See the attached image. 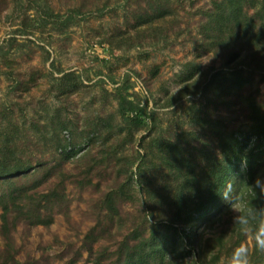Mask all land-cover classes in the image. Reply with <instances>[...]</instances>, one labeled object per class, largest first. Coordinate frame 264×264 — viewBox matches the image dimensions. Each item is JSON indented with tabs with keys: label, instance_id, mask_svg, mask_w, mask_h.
Segmentation results:
<instances>
[{
	"label": "rangeland",
	"instance_id": "1",
	"mask_svg": "<svg viewBox=\"0 0 264 264\" xmlns=\"http://www.w3.org/2000/svg\"><path fill=\"white\" fill-rule=\"evenodd\" d=\"M215 1L0 0V157L30 166L0 179V264H113L121 243L144 244L153 233L175 249L166 264L210 262L219 234L224 247L212 264H253L254 239L244 234L236 247L234 210L212 227L198 221L191 244L178 243L189 227L168 224L181 179L155 147L171 141L202 166L216 144L204 115L245 128L248 107L230 83L207 85L215 72L241 71V96L264 108V64L206 49L200 23ZM127 101L141 122L121 114ZM48 192L58 201L38 208L39 222Z\"/></svg>",
	"mask_w": 264,
	"mask_h": 264
},
{
	"label": "trees",
	"instance_id": "2",
	"mask_svg": "<svg viewBox=\"0 0 264 264\" xmlns=\"http://www.w3.org/2000/svg\"><path fill=\"white\" fill-rule=\"evenodd\" d=\"M163 13V12H162ZM163 14H158L161 16ZM150 18L142 22L149 21ZM144 24V23H141ZM200 33L203 36V42L208 50H225L227 51L228 61L241 57V61L248 58L254 63L255 68L261 69L264 64V0H217L213 6L204 11V18L200 23ZM241 52L244 54L242 55ZM262 60V64H261ZM219 75L221 77H217ZM215 77V78H214ZM221 78V79H220ZM228 93H234L238 97L237 102L241 107L247 106L250 120L245 123V128L231 127L230 122L221 115L217 117H202V126L213 135L216 144L213 150L204 152V165L194 164L185 156L181 155L178 146L171 141L156 142V148L161 154V160L169 166H173L175 175L181 179L176 192L171 196L172 218L168 226L176 224V229L189 227L187 233L180 232L179 244L187 247L191 244L195 234L193 225L198 221H204V226H214L219 222L224 214H230L232 209L226 199L233 200V207L239 208L242 212L249 211L248 195L245 192V182L252 184L259 177L264 180V108H255L253 106L255 99H248L241 96L246 78L242 76L241 71L215 72L213 77L208 80L209 87L227 85ZM217 88V87H216ZM230 97V94H229ZM226 99V98H225ZM253 102V103H251ZM128 106L121 105V114L133 111L132 120L141 122V111L131 105L130 101L126 102ZM252 113V114H251ZM63 129L66 128L62 125ZM254 136V144H250V138ZM59 138H56V148L61 147ZM61 148H65L62 146ZM202 151V150H201ZM243 163V166H240ZM195 165V169H194ZM30 166H24L22 163L7 162L0 157V179H8L18 173H24ZM197 168L198 171L196 170ZM195 171V172H194ZM263 177V179H262ZM223 196L226 198H224ZM54 195V196H53ZM55 199L50 201V197ZM41 200H38V208H48L49 204L58 201V195L55 192L40 194ZM41 201H45L41 203ZM264 203V197H258L253 201L254 205ZM39 222H44L40 217ZM234 211L231 216L235 217ZM3 236L7 238V216L3 213ZM228 221V220H227ZM240 232V239L236 242V247L249 234L252 238V232L245 229L241 224L236 223L232 227V232ZM159 234L153 233L148 242L134 244L128 247L126 243H121L117 250V259L113 264H166L169 255L175 253V249H166L160 244ZM222 234L216 238L215 244L217 249L210 258L212 264L220 257V249L224 247L222 243ZM167 239H163L165 244ZM143 245L148 246L145 248ZM188 250V255H193L194 260L200 259L198 251ZM205 249H209L205 247ZM219 249V250H218ZM202 250V249H201ZM210 252V251H209ZM208 252V253H209ZM230 258L237 259L239 252L227 250ZM173 255V254H172ZM251 257L254 258L253 264H264V252L259 251L256 242H253V252ZM256 258V259H255ZM203 264V263H202Z\"/></svg>",
	"mask_w": 264,
	"mask_h": 264
},
{
	"label": "clouds",
	"instance_id": "3",
	"mask_svg": "<svg viewBox=\"0 0 264 264\" xmlns=\"http://www.w3.org/2000/svg\"><path fill=\"white\" fill-rule=\"evenodd\" d=\"M244 190L249 200V211L247 212H242L239 208L233 207L234 199L229 200L223 194L221 195L229 202L230 208L237 213L234 217L235 222L252 232L257 249L264 252V203L253 204V201L258 197H264V180L257 177L252 184L245 182Z\"/></svg>",
	"mask_w": 264,
	"mask_h": 264
}]
</instances>
